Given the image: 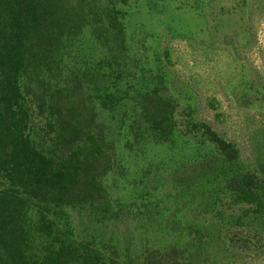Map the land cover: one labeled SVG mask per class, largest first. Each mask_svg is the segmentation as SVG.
<instances>
[{
  "label": "rangeland",
  "instance_id": "rangeland-1",
  "mask_svg": "<svg viewBox=\"0 0 264 264\" xmlns=\"http://www.w3.org/2000/svg\"><path fill=\"white\" fill-rule=\"evenodd\" d=\"M100 1L124 15L125 54L100 48L88 32L48 84L96 113L106 132L110 213L68 210L59 232L89 243L107 264H264L262 221L227 191L222 164L202 175L197 167L212 147L188 130L190 122L209 125L235 145L244 169L264 167V0ZM95 72L100 78L89 82ZM145 80L176 103L167 142L140 118L135 99ZM105 94L118 105L103 108ZM43 121L32 138L52 155ZM54 242L38 236L33 250L42 255Z\"/></svg>",
  "mask_w": 264,
  "mask_h": 264
},
{
  "label": "trees",
  "instance_id": "trees-1",
  "mask_svg": "<svg viewBox=\"0 0 264 264\" xmlns=\"http://www.w3.org/2000/svg\"><path fill=\"white\" fill-rule=\"evenodd\" d=\"M123 16L100 0H0V264H107L89 243L65 238L58 221L68 210L110 213L104 184L113 167L108 137L96 113L73 106L71 96L52 91L48 80L61 76L88 32L100 48L125 54ZM88 76L94 82L101 75ZM143 83L145 91L135 99L140 118L157 141L167 142L177 126L176 103L162 86ZM116 99L105 94L99 100L114 108ZM43 118L52 155L32 138ZM188 125L212 147L197 167L202 175H214L222 164L219 177L227 191L253 207L264 227V167L244 169L233 143L209 125ZM38 236L55 239L42 255L33 250Z\"/></svg>",
  "mask_w": 264,
  "mask_h": 264
}]
</instances>
